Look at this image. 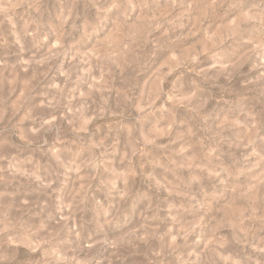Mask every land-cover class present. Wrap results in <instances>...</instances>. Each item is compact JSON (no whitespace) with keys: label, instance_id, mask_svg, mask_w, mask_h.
<instances>
[{"label":"rangeland","instance_id":"1","mask_svg":"<svg viewBox=\"0 0 264 264\" xmlns=\"http://www.w3.org/2000/svg\"><path fill=\"white\" fill-rule=\"evenodd\" d=\"M0 264H264V0H0Z\"/></svg>","mask_w":264,"mask_h":264}]
</instances>
